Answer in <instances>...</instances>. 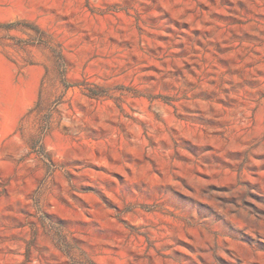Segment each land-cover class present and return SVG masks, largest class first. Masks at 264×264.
<instances>
[{
	"label": "rangeland",
	"instance_id": "rangeland-1",
	"mask_svg": "<svg viewBox=\"0 0 264 264\" xmlns=\"http://www.w3.org/2000/svg\"><path fill=\"white\" fill-rule=\"evenodd\" d=\"M0 264H264V0H0Z\"/></svg>",
	"mask_w": 264,
	"mask_h": 264
}]
</instances>
